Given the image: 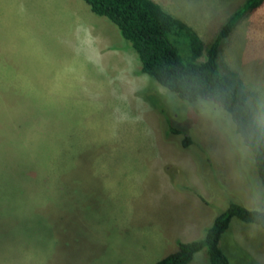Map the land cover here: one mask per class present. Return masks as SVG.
Listing matches in <instances>:
<instances>
[{"label": "rangeland", "instance_id": "374dc122", "mask_svg": "<svg viewBox=\"0 0 264 264\" xmlns=\"http://www.w3.org/2000/svg\"><path fill=\"white\" fill-rule=\"evenodd\" d=\"M195 1L209 9L205 24L219 26L243 2L160 4L188 19L202 9L186 8ZM0 12L10 22L0 25V264H154L201 239L229 203L262 207L253 155L228 114L140 74L116 27L82 0L41 10L14 0ZM169 42L186 56L183 41ZM217 66L236 73L264 125V0L225 38ZM158 108L190 146L165 137ZM236 221L226 240L236 238L218 247L228 264H256L264 230ZM187 264L209 263L201 250Z\"/></svg>", "mask_w": 264, "mask_h": 264}, {"label": "trees", "instance_id": "16d2710c", "mask_svg": "<svg viewBox=\"0 0 264 264\" xmlns=\"http://www.w3.org/2000/svg\"><path fill=\"white\" fill-rule=\"evenodd\" d=\"M82 1L92 14L106 19L116 27L120 37L134 52L140 74L147 76L182 102L192 105L210 102L219 106L228 114L235 133L251 151L262 188V207L249 210L239 204L229 203L224 211L213 218L201 239L177 242L174 253L154 263L187 264L193 254L204 250L209 264H228L218 243L231 219L253 224L264 230V125L253 121L246 105L247 95L236 73L227 69L224 73H219L217 60L225 38L237 22L246 13L254 11L262 0H244L218 27L205 47L189 26L151 0ZM169 37L186 44L187 54L184 58L179 56L177 49L169 42ZM252 95H248L249 100H253ZM157 111L160 112L159 108ZM160 113L167 128L164 131L165 137L180 135V147L185 149L190 146L192 140L187 133L173 124L165 114L166 111Z\"/></svg>", "mask_w": 264, "mask_h": 264}, {"label": "crops", "instance_id": "0c3cea01", "mask_svg": "<svg viewBox=\"0 0 264 264\" xmlns=\"http://www.w3.org/2000/svg\"><path fill=\"white\" fill-rule=\"evenodd\" d=\"M13 1L14 0H6L5 1V3H3V4H0V11L1 10H3V9H9L11 6H12V3H13ZM25 1V0H24ZM29 0H27V2H28ZM152 1V0H151ZM163 1H165V0H161L160 2H163ZM171 1H174V2H176L177 4H178V7L179 8H181V9H184V7H185V5L183 4V0H171ZM229 1V0H228ZM228 1H227V3H228ZM231 1H235V7H232L231 8V10H234V9H236V7H237V5H238V3H241L242 2V0H231ZM239 1V2H238ZM244 1V0H243ZM34 2H36L37 4H38V6H39V10H41V8H47L48 6H49V0H34ZM154 2V1H153ZM160 2H158V3H155V4H157L161 9H162V7H161V4H160ZM21 6H22V4H21ZM177 8V7H176ZM175 8V9H176ZM186 8H192V9H194L195 10V12H198V9L199 8H202L201 10H200V13H198L197 14V16L195 15V16H192V17H190V18H186L185 17V19L184 18H180V17H178V16H174V13H173V15L172 14H170V13H168V14H170L172 17H175V18H177L178 20H180V21H182L183 23H185L187 26H189L196 34H197V36L200 38V40L203 42L204 40H210L211 39V37L214 35V33L216 32V30L218 29V27H219V25H215V24H213V25H206L205 24V18L207 17V15H208V13H209V9H207V13H205V12H203V11H206V10H204L203 8H205V7H203V6H200L199 4H198V2H191V3H188L187 5H186ZM163 10V9H162ZM169 11L170 12H174L173 11V8L171 7V8H169ZM166 12V11H165ZM3 13H5V12H0V25H10V22L9 21H4L3 19H4V17H3ZM214 14H216V13H214ZM230 15V14H229ZM229 15H226V18L229 16ZM208 16H210V13H209V15ZM10 17H11V14H10ZM12 18V17H11ZM28 21H30L31 23H33L34 21H35V17H34V15L33 16H30V19H27ZM220 20L223 22V20H224V16H221V18H220ZM27 21V22H28ZM22 25L24 26V25H26L25 23H22ZM202 36L203 37H205V39L204 40H202ZM233 220L234 219H231L230 221L231 222H233ZM230 222V223H231ZM236 222H238V220L236 221ZM229 226H230V224H229ZM228 226V229L221 235V237H220V240H219V242L221 241V240H223V242H226V243H228L229 242V239H230V241H232L233 240V238L235 237L236 238V236H232L231 234H230V237H229V239H228V241L226 240V237L227 236H229V232H230V230H231V228ZM225 234H227V235H225ZM219 244V243H218ZM263 244H264V242H263ZM263 254H264V252H263ZM264 255H260L258 258H254V262L256 263V264H264V257H263ZM260 259V260H259Z\"/></svg>", "mask_w": 264, "mask_h": 264}]
</instances>
